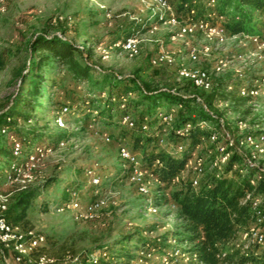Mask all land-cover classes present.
I'll list each match as a JSON object with an SVG mask.
<instances>
[{
	"label": "rangeland",
	"instance_id": "374dc122",
	"mask_svg": "<svg viewBox=\"0 0 264 264\" xmlns=\"http://www.w3.org/2000/svg\"><path fill=\"white\" fill-rule=\"evenodd\" d=\"M163 2L167 5L164 6ZM175 2L176 0H0V115L22 92L21 76L30 71L32 61L37 62L38 57L33 59L29 51L30 42L41 33L48 36L59 34L85 50L91 49L92 59L88 64L95 71L96 79L107 74L119 79L135 80L140 88L149 92H170L176 89L179 95L203 99L217 116L224 119L235 139L244 140L248 137H244L248 132L264 134V96L256 97L238 108L220 105L216 103L215 97V93L221 92L226 83L239 80L240 75L247 79H264V50L254 45L245 48L238 39H230L226 45L218 46L216 40H210L202 34L181 37L183 22L179 20V25L175 26L168 23L173 15L177 17ZM147 20H150L152 29L138 35L137 54L131 56L122 48L114 46L118 41L126 39H118V36L128 32L133 22ZM61 31H65L66 35ZM260 31L261 25L253 29L256 34ZM193 50L199 56L196 64L189 62V54ZM161 51L168 52L174 63L152 67L151 60ZM259 56L263 59H259ZM220 60L230 64L220 76L212 74L214 91L197 88L189 81L177 83L179 66L185 64L193 70L211 73ZM35 74L44 78L41 105L35 111H24L33 117L29 121L17 119L9 122L14 123L22 133L35 130L43 134L45 143L52 142V139L57 142L63 133L68 137L67 141H63L67 142L64 147L53 143L55 149L35 164L28 179L21 183L4 184L2 192L9 195V206L21 193L36 190L39 194L28 208L26 221L21 226L26 230L32 228L36 235L67 243L74 248L81 260L97 257L92 253L107 246L112 250L108 254L109 259L102 264H124L127 259L118 261V256H135L136 250L140 249V239L164 241L175 229L177 211L173 206L165 204L158 206L156 214H149L144 209L146 198L129 181L126 173L129 165L119 155V144L130 146L131 138L127 129L119 124L120 111L117 106H114L110 122L107 117L102 116L94 122L95 115L90 111L83 115L82 110L88 108L91 101L104 106V109L106 106L103 104L104 99L96 101L90 98L92 91L88 83H75L63 68L56 66L35 71ZM53 83L56 84L55 88ZM126 84L133 88L131 90L137 91L131 82ZM107 92L109 94V89ZM134 96L138 97L140 93L134 92ZM66 99L70 104L74 101L75 106L69 103L65 105L71 113L66 117V128L60 129L54 124V117L60 112L57 106L63 105ZM137 101L130 108L135 116L149 105L147 102L146 107L141 106L143 102L140 99ZM157 106L166 108L164 103H158ZM79 119L84 120L78 122ZM104 133L111 135L112 143H104L100 138ZM24 136L27 137L25 134ZM9 146L7 137L0 134V147L8 149ZM262 148L257 165L264 169V143ZM242 150L248 153L255 151L254 146L249 143ZM198 154L203 155L208 172L222 166L223 153L208 142L198 150ZM11 164V161L3 164L0 178L9 171ZM86 169H93L100 177V188L90 184L85 175ZM157 188L158 185L154 184L152 199ZM70 189L81 193L84 204L96 202L100 206L92 215L83 217H78L73 211H63L61 207L68 198L66 191ZM127 236H133L132 241L128 239L121 243ZM171 246L174 245L166 243L164 248ZM6 253L10 257L11 253ZM159 255L151 254V258L145 260L148 264H161Z\"/></svg>",
	"mask_w": 264,
	"mask_h": 264
},
{
	"label": "trees",
	"instance_id": "16d2710c",
	"mask_svg": "<svg viewBox=\"0 0 264 264\" xmlns=\"http://www.w3.org/2000/svg\"><path fill=\"white\" fill-rule=\"evenodd\" d=\"M175 12L178 16H187L191 11L196 12V19H204L212 25H216L220 21V17L224 20L220 23L227 29L230 35L240 33H253V29L257 25L264 26V0H217L215 9L216 18H208L210 9L206 7L202 0H176L174 3ZM150 20L145 22H133L128 32L119 35L118 39L123 37H132L136 33H146L151 28ZM66 35L65 31H61ZM29 51L33 59L37 58V62L32 61L30 71L21 76L23 90L12 101L11 106L0 115V134L4 127L15 135L22 142V156L26 157L30 149L36 145H43L47 148L55 149V144L67 141V135L61 134L57 142H43V134L35 130L22 133L23 131L16 129L14 123L9 120L29 121L33 118L25 114L28 110L35 111L41 105L43 98V76L35 74V71L43 69H51L53 67L63 68L75 83H88L92 93H100L109 89L111 96H128L130 93L139 92L140 96L131 97L129 99L128 108L136 103L138 99L143 102L141 106L149 105L141 111L136 118L138 129L135 131L127 130L130 140V146L134 152L142 153V168L156 174L161 185L158 186L154 195V204L160 206H173L176 211L177 223L175 229L169 234L164 241L143 240L140 239L138 245L144 248L157 247L164 245L171 238L178 245L187 246L186 252L197 256L198 264H245V258L239 257L237 254L228 255L222 258L224 251L231 248V243L236 239L238 233L244 229L250 221L249 204H243L248 193L254 196L264 198V179L257 182L256 186H252L251 181L254 178V171H249L245 175L234 171L235 166L243 167L242 159L235 154L223 167L221 174L217 170L207 171L206 176L202 180L197 189L192 187L191 177L188 175L177 185L173 182L186 169L187 162L192 152L205 143L204 141L210 137V133L195 129L184 143L187 147L186 151L180 155H171L160 149L154 138L141 130L140 124L144 117H154L158 108V103L166 104V108L182 104V109L177 117V125H183L186 122L197 123L198 121L209 120V115L204 112L201 107L196 104L195 99L184 100L180 96L171 94L170 92H149L143 94L140 85L135 80L119 79L112 75H102L100 78H94L95 71L88 62L92 59L90 48L87 50L77 46L74 42L65 40L59 34L47 35L41 33L37 35L29 44ZM39 55V56H37ZM126 82H131L135 90H131ZM54 84V83H53ZM126 84V85H125ZM56 84H54V88ZM224 87V86H223ZM218 98L228 101L236 108L247 105L251 100L249 98H239L236 90L230 94H219ZM69 99V98H68ZM63 105L57 106L60 111L70 104L69 100H65ZM139 101V102H140ZM138 102V101H137ZM66 103V104H65ZM72 101L71 106L74 105ZM97 102H89V107L82 110V114L86 115L87 111L98 110L102 118L107 117L109 122L113 118L111 109H104V106L96 104ZM209 103V102H208ZM56 107V106H55ZM58 110V111H59ZM105 115V116H104ZM107 115V116H106ZM86 119V118H85ZM84 120V119H83ZM83 120H78L82 122ZM158 123L157 119L152 121L153 127ZM27 135V137L24 136ZM258 137L257 132H248L244 137ZM174 142L181 141L179 138L171 136ZM55 143V144H53ZM53 145V146H52ZM15 163L18 160L11 150L0 147V167L6 162ZM157 162L159 164H157ZM12 166V164H11ZM10 166V167H11ZM219 175V176H218ZM168 194V196H166ZM39 197L36 190L21 193L16 196L14 203L9 206L7 218L10 223L24 225L26 221V213L31 203ZM28 230H33L32 228ZM133 236H127L122 241L128 239L132 241ZM48 241V243H47ZM111 251L109 247L98 248ZM42 256H47L54 262L52 264H86L88 259H79L77 252L67 243H60L54 238H46L44 247L32 254L33 260H38ZM10 257H13L11 253ZM132 254L118 256L117 259L125 258L128 261L133 259ZM24 264V263H23Z\"/></svg>",
	"mask_w": 264,
	"mask_h": 264
},
{
	"label": "built area",
	"instance_id": "2783aa9c",
	"mask_svg": "<svg viewBox=\"0 0 264 264\" xmlns=\"http://www.w3.org/2000/svg\"><path fill=\"white\" fill-rule=\"evenodd\" d=\"M202 1L206 7L211 10L208 14V18H216L215 9L217 0ZM163 5L166 6V2H163ZM195 16V11H191V13L185 17L178 15L176 17L173 15L168 23L175 26L179 25V20L183 22L184 25L180 30L181 37H194L196 34H202L210 40H216L218 46L226 45L230 39H238L245 48L254 45L258 49L264 50V26L261 27V31L257 34L243 32L237 35H230L227 29L220 23L224 20L223 17H220L219 23L212 25L209 21L204 19H196ZM154 30H156V28H154ZM139 34L140 33H136V35L132 37L122 39L115 43L114 46L122 48L124 52L134 56L138 53ZM253 55L256 56V54ZM251 57L249 58L251 59ZM259 59L262 60L263 57L259 56ZM198 61L199 56L196 51H191L189 54V62L191 64H196ZM173 63V57L165 51L159 52L151 60L152 67ZM228 64H230V62L228 63V61L220 60L211 73L206 70H193L190 66L185 64L181 65L177 70V83L181 84L185 81H189L197 88L214 91L211 82L212 74L220 76L225 73ZM239 77V80L226 83L224 87H222L221 92H213L216 95V103L227 106L233 105L228 101L220 100L218 96L222 93L230 94L234 90H236L239 98H249L251 101L256 97L264 96V79H247L242 75ZM141 91L145 95L150 94L144 88H141ZM170 93L180 96L184 100L193 98L192 96L179 95L176 89L171 90ZM131 97H134L133 93H130L128 96H111L107 91H103V93L101 92L99 94H90V98L96 101L104 99L103 104H105L106 109H111L110 111L112 113H114V106H117L120 111L118 117L119 124L127 130L135 131L138 129L136 123L137 116L128 108L129 99ZM194 99L196 104L209 115V120L198 121L197 123L189 121L183 125H177V117L179 111L183 107L182 104H179L167 109L158 108L154 117H144L140 124L141 130L150 134L159 145L160 149L171 155H180L186 151L187 147L184 140H186L195 129L210 133V137L204 141L205 143L196 147L192 152L185 171L174 180L173 184H179L181 180H184L189 175L191 177L192 187L197 189L200 186L202 180L206 176L207 170L205 168V159L202 154H198V150L208 142L210 146H214V148L221 150L223 153L224 157L221 161L222 166H217L218 169H215L218 171L219 175L231 157L237 154L242 159L243 167L235 166L234 171L238 170L242 175L247 174L248 170L254 171L255 174L251 184L252 186H256L259 180L264 179V169L257 165L259 153L263 152L264 134H260L258 137L248 136L244 140L235 139L234 135H232L230 130L226 127L223 118L217 116L203 99L196 96ZM90 112L95 115L94 122L97 118H100L98 110ZM70 113L69 107H64L54 117V124L60 129L66 128V117ZM154 119H157L158 123L153 127L152 121ZM1 134L7 137L14 156L22 161L12 163L9 171L4 173L3 178H0V263L23 264L27 262L28 264H52L54 261L47 256H42L38 260L32 259V254L46 244V237L43 235H36L34 230H26L20 224H13L8 221L7 212L10 204V197L7 193L2 192V188L4 184L11 185L21 183L28 179L31 170L35 168V164L40 162L46 154L54 149L47 148L43 145H36L30 149L26 157H23L21 153L22 142L20 139L10 133L7 127L2 128ZM96 134L98 133L96 132ZM172 135L179 138L181 141H172ZM100 138L106 144L112 143V137L107 133L101 134ZM246 143L253 145L255 151H251V153L243 151L242 147H244ZM66 144L67 142H61L58 143L57 146L64 147ZM208 151H210V149ZM119 155L120 158L129 165L126 172L129 176V181L135 184L139 194L146 198L144 209L149 214L158 213L159 207L154 204V200L152 199V187L154 184L158 186L161 185L158 176L142 168L141 153L134 152L127 144H119ZM157 164L159 163L157 162ZM85 175L89 178V182L93 187L100 188L102 186L100 177L97 176L93 169H86ZM66 193L68 198L63 203L61 209L63 211H73L78 217H83L85 215L90 216L100 206V203L96 202L84 204L81 200L80 192L70 189L67 190ZM166 196H168V194ZM245 203L249 204L251 212L249 224L238 233L236 239L231 243V248L223 252L222 258L226 257L228 253L229 255L237 254L241 258H245V264H264V198L248 193L243 200V204ZM159 241L160 240H158V242ZM167 244H173L174 246L170 248H164L161 245L148 248L139 246L140 249L136 250L133 259L125 261L124 264H148V261L145 259H150L151 254L153 256L160 254L158 260L161 261V264H198L197 256L185 251L187 246L178 245L176 241L171 238L167 241ZM6 252L12 253L13 257L10 258ZM94 254L97 257L90 260L88 259L86 264H102L103 261L109 259L108 254H110V252L103 249ZM124 260L126 259L121 258L118 261Z\"/></svg>",
	"mask_w": 264,
	"mask_h": 264
}]
</instances>
